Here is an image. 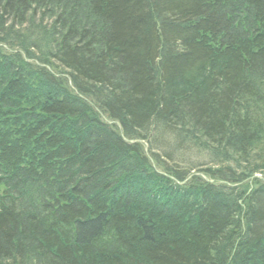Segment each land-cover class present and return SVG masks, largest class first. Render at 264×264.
<instances>
[{
    "label": "trees",
    "instance_id": "1",
    "mask_svg": "<svg viewBox=\"0 0 264 264\" xmlns=\"http://www.w3.org/2000/svg\"><path fill=\"white\" fill-rule=\"evenodd\" d=\"M61 1L76 14L46 46L0 28V264L20 250L51 264H228L225 231L243 216L253 237L231 264H264V121L249 118L264 105V0ZM29 3L0 0V19ZM150 138L156 168L127 142ZM192 146L212 160L170 166Z\"/></svg>",
    "mask_w": 264,
    "mask_h": 264
},
{
    "label": "rangeland",
    "instance_id": "2",
    "mask_svg": "<svg viewBox=\"0 0 264 264\" xmlns=\"http://www.w3.org/2000/svg\"><path fill=\"white\" fill-rule=\"evenodd\" d=\"M2 1H4L3 6L5 7L6 0H2ZM29 1H30V3L28 4L27 8L26 7L25 8H18V9L15 8L13 10L14 12L12 14L11 13L7 14L8 16H5L3 18V20L0 19V28H1L2 32H7V34H9V36H7V40L12 41V43L14 45L15 44L18 45V44H21L22 42L23 43L26 42L30 46H35L37 48H40L42 46H46V44H47L46 39H48V41H50L48 38L49 34H47V33H51L50 30H52L54 28L55 21L60 16H63L66 13H67V16L69 14H72V13H70L68 11L66 4L62 3V1L60 2V0L56 1L52 5H50V4L48 5L47 2H43V3H39V4H33L32 0H29ZM1 4H3V3H1ZM67 5H68V7L70 5L72 7V9H73V6L76 7L75 5H72V4H67ZM75 14H76V10H75ZM74 17H75V19H77L79 21L81 19L79 17V15H76ZM69 20H70L69 18L66 19L67 24L69 23ZM82 22L85 25V21L82 20ZM67 24L64 27L69 26ZM92 27H93V25L91 23V25H87V26L85 25L84 29L89 31V32L90 31L92 32V29H93ZM96 30L99 32L100 28L97 27ZM44 31H46V33H44ZM95 33H96V31H95ZM75 40H76V38H74V41ZM77 42H80V41H77ZM77 42H75V43H77ZM84 42H86V41H84ZM42 50H43L45 57H49V51L52 54L56 53V47L55 48L54 47H48L45 50L42 48ZM37 58H39V59L41 58L39 50H37L36 54H35V60H37ZM45 59H49V58H45ZM51 61L55 63L56 60L51 59ZM39 62H40V60H37L38 64H40ZM35 64H36V62H35ZM102 90L104 92H107L109 89L106 86V87L102 88ZM116 93L119 94L120 92H116ZM256 106H257L258 112H255L256 113L255 115L251 114L249 116V118H251L253 120L254 119L257 120L258 124L263 123V122H261V120L264 121V113H263L264 111L262 110V109H264V105L259 104ZM255 109L256 108L251 107V104L248 106V110L255 111ZM243 115H247V114H245V111L241 112V116H243ZM173 127H175V126H173ZM141 128H143V126ZM154 139L156 140V137H154ZM257 139H258L257 148L261 151L264 149L263 148V146H264L263 139L264 138L262 139V141H260V136L258 135ZM149 142H151V146L148 143V141H144V142L140 141L139 143L141 145H143L144 151L148 155V158L150 159L151 164L154 167V164L152 162V155L162 154L163 148L161 146L160 149H158L157 146H155V145H158L159 143L155 144L157 142H154V144H153L151 138H150ZM171 142H173V139L166 137V144H165L166 147L169 148L172 145ZM218 145H220V147H228L226 145V142L220 141V144H218ZM253 152H255V151H253ZM208 154L209 153H206L205 156H203V155L199 156L196 154V151H194V147L192 149L184 148L181 151H178V152L176 151V156L177 155H179V156L178 157H174V156L172 157V162H171L170 166H172V165L174 166L175 163H178L179 169H180L181 164H184V165H187L190 167L191 164H195L199 161H205V159H209L207 161V162H209L212 159L210 160V157ZM183 156H184V158H183ZM190 168H192V167H190ZM176 171H178V170H176ZM263 178H264V176H263ZM246 182L247 181H245L243 183L241 182L238 184H243V186H244V184ZM187 183H192V182L190 180H188ZM192 186H194V185H192ZM243 186L238 187V189L242 188ZM225 233H226V231H225ZM227 237L228 236H226V239H227ZM8 263H9V261H8ZM15 264H51V262L48 261V259L40 256V257H38V259H36L33 262H21V260H19Z\"/></svg>",
    "mask_w": 264,
    "mask_h": 264
},
{
    "label": "bare ground",
    "instance_id": "3",
    "mask_svg": "<svg viewBox=\"0 0 264 264\" xmlns=\"http://www.w3.org/2000/svg\"><path fill=\"white\" fill-rule=\"evenodd\" d=\"M56 0H50L47 2V4L52 5ZM77 4V3H76ZM78 5V4H77ZM68 11L72 14H69L68 17H71L75 12L72 9V7L69 5L68 7ZM29 62H31V60H29ZM37 66H39V64H36ZM71 83V82H69ZM75 96L78 97L79 99L83 100L84 103H88V105H96L97 100L96 99H90L89 96H87L85 93H83L80 90L75 89ZM89 98V99H88ZM96 108L98 111L100 110V108L98 107H94ZM102 121H103V125L105 126H112L114 125L113 121L108 117V115H102ZM117 129L118 131L122 134V127L121 124H117ZM131 131H133L135 134H139V135H144L149 133L148 129L146 128H136V127H131ZM154 132V131H153ZM168 131L165 129V127H163L162 129H159L156 131V135L159 137H165L167 135ZM123 135V134H122ZM136 141V139L134 140H128L127 142H134ZM208 182L213 184L215 181H213L211 178H207ZM218 183V181H217ZM235 184H237L238 182H234ZM242 184H238V187H241ZM245 211V210H244ZM245 214V212H243L242 216ZM227 228H229L226 232L227 236L228 234L231 232V234L227 237L228 240L232 241V242H228L231 245L232 248V253L230 255V257L227 256V260H228V264L232 263V259H233V254L235 253L236 250H238L243 244H245L249 239H252L253 235L250 234L251 228L249 227V220L247 219V216L244 218H242V222L238 226L235 224L234 226H228ZM237 228V230H236ZM229 231V233H228ZM38 255L37 254H33L30 250H20L19 252H16V254L13 256V259H10L11 261H15L18 262L19 260H21V262H33L36 259H38Z\"/></svg>",
    "mask_w": 264,
    "mask_h": 264
}]
</instances>
